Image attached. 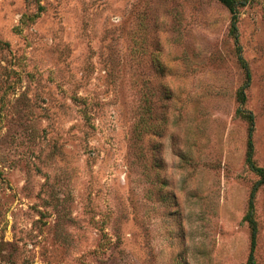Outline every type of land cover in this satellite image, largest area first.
<instances>
[{
    "label": "rangeland",
    "instance_id": "374dc122",
    "mask_svg": "<svg viewBox=\"0 0 264 264\" xmlns=\"http://www.w3.org/2000/svg\"><path fill=\"white\" fill-rule=\"evenodd\" d=\"M232 23L219 0H0V264H264V0Z\"/></svg>",
    "mask_w": 264,
    "mask_h": 264
},
{
    "label": "trees",
    "instance_id": "16d2710c",
    "mask_svg": "<svg viewBox=\"0 0 264 264\" xmlns=\"http://www.w3.org/2000/svg\"><path fill=\"white\" fill-rule=\"evenodd\" d=\"M222 4H224L232 13L233 15V23H232V32L236 37V40L238 39V16H239V10L241 7L245 6L248 2V0H219ZM242 64L244 66V68L246 69L247 72V77L248 79H250L251 75H250V69L248 67V64L246 63L245 60H242ZM240 99L242 101H245V93L242 92L240 95ZM249 120L251 121L252 126H254V116L252 114L247 115ZM253 131V128H252ZM252 131L250 134V142H249V158H248V164L251 166V168L257 172L259 175H261L263 177V180L259 183L260 185L264 184V169L260 168L258 166H256L255 161L253 159L254 157V145H253V141H252ZM258 185V186H260ZM258 186L254 189V193H253V197L256 193V190L258 189ZM245 220L250 224V227L252 229V247H253V251L254 248L256 246V242H257V236H258V229H257V223L254 219V215H253V202H251L250 205V210L247 214V216L245 217ZM249 264H256L253 256L251 255V259L249 261Z\"/></svg>",
    "mask_w": 264,
    "mask_h": 264
}]
</instances>
